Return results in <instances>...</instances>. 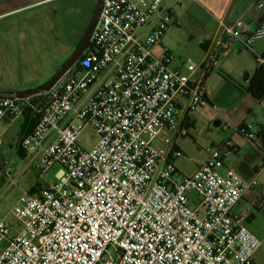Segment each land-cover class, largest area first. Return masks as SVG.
Segmentation results:
<instances>
[{
	"label": "built area",
	"instance_id": "obj_1",
	"mask_svg": "<svg viewBox=\"0 0 264 264\" xmlns=\"http://www.w3.org/2000/svg\"><path fill=\"white\" fill-rule=\"evenodd\" d=\"M173 21L162 0H102L85 49L59 80L46 91L0 97V120L33 118L19 146L34 169L59 167L56 181L18 196L16 228L0 218V264L251 263L260 241L245 215L231 211L264 174V157L245 179L224 165L225 141L185 175L173 162L174 136L187 132L183 112L216 109L201 94L207 72L237 44L251 50L264 20L248 30L240 18L220 19L187 72L168 66L165 48L161 58L152 53ZM84 127L97 137L87 150L77 141ZM233 131L252 139L249 123Z\"/></svg>",
	"mask_w": 264,
	"mask_h": 264
},
{
	"label": "rangeland",
	"instance_id": "obj_2",
	"mask_svg": "<svg viewBox=\"0 0 264 264\" xmlns=\"http://www.w3.org/2000/svg\"><path fill=\"white\" fill-rule=\"evenodd\" d=\"M95 2L96 0H48L0 17V90L27 91L43 85L51 78L83 36ZM179 35V32L171 35L172 39L180 43L171 48L169 67L195 65L202 54L201 48L194 43L186 46L185 39ZM218 61L213 68L218 66ZM231 64L226 62L225 68L231 69ZM227 77L230 76L220 69L211 80L212 89L217 91L223 81L229 85ZM260 112L264 114V104L257 108L256 117ZM256 117L249 116L245 122L251 124L253 139H256V123L253 121ZM220 129L221 127L207 129L205 126H198L197 142L190 136L176 137L179 153L173 160L175 166L182 173L190 174L204 160L208 154L206 150L218 149L220 142L225 139ZM236 137L246 141L239 134ZM0 139V218L16 228L18 221L12 208L26 188L25 183L44 186L48 182L56 181L59 167L54 165L41 175L34 170L29 165V156L24 157L19 150V131L16 124L11 125L7 133L0 135ZM96 140V135L89 127H84L77 138L79 145L86 150ZM222 151L223 149L220 152ZM231 155L233 154H226L224 159L225 166L229 168H233ZM7 165L10 166L9 175L3 176ZM188 197L193 201L196 195L190 192ZM242 210L233 208L231 212L239 215ZM251 213L254 217L243 221V224L261 241L260 249L264 252V212L252 209Z\"/></svg>",
	"mask_w": 264,
	"mask_h": 264
},
{
	"label": "crops",
	"instance_id": "obj_3",
	"mask_svg": "<svg viewBox=\"0 0 264 264\" xmlns=\"http://www.w3.org/2000/svg\"><path fill=\"white\" fill-rule=\"evenodd\" d=\"M257 1H262L264 4V0H162L164 6L171 8L174 21L172 25H169L162 31L158 45L152 48L153 55L161 58L163 56L162 49L165 48L171 59V48L173 46L177 47L180 43L172 39L171 35L179 32V36L182 35V39H185L186 46L194 43L201 48L202 54L195 64L198 65L203 59L204 49L210 39V35L217 28L220 19L233 21L240 18L246 23L248 30L254 29L264 20V8H257L255 6ZM152 24H154V20L142 28L141 32L146 33L152 27ZM257 56H264V36L253 43L251 50L237 44L231 51L222 56L220 61L217 60L218 66L215 68L212 67V71L210 72L209 70L207 72L201 89V94L204 95L209 104H215L216 109H212L207 105L191 113L183 112L181 127L185 128L187 132L185 135L174 136V146L178 150L176 137L190 136L197 142L198 126H205L207 129L210 127H221L220 130L223 132L225 139L220 142L221 144H219L218 148L225 141H228L229 152L227 154H233L231 155L233 156L231 161L233 163L232 169L245 179L254 176L256 168L260 165L264 157V114L260 112V115L257 114L258 117L255 115L257 108L261 104H264V98L256 102L243 90L256 68ZM226 62L232 63L231 69L225 68ZM170 63L171 60L167 63L168 66ZM173 68H177L181 72H187L183 65H175ZM220 69L230 76L227 77L229 85L223 81V85L215 91L211 87V80H213L215 74ZM198 76V71H195L192 75L194 78ZM226 94L227 96H225ZM253 115L256 117L253 120L256 123V139H246L245 141L244 139L236 137L237 133L233 131V127L246 124V119L249 116L253 118ZM222 123L227 125L226 129L222 128ZM13 124H16L20 133V127L22 125L21 119L13 122H8L6 119L0 120V135L7 133ZM12 145L10 144V146ZM18 147H20L19 141ZM19 150H21L24 157L27 156L21 147ZM207 156L208 154L204 160L196 165L190 174L206 160ZM29 165L34 169L31 163ZM2 174L5 176L4 173ZM256 177L258 180L257 184L248 190L242 199L233 207L243 209L239 215H245L244 221L254 217L251 213L252 209L264 212V174L258 173ZM25 185L26 188H24V191H29L30 187H33L34 191H37L41 187L31 182H26ZM260 246L261 241L250 264H264V252L261 251Z\"/></svg>",
	"mask_w": 264,
	"mask_h": 264
},
{
	"label": "water",
	"instance_id": "obj_4",
	"mask_svg": "<svg viewBox=\"0 0 264 264\" xmlns=\"http://www.w3.org/2000/svg\"><path fill=\"white\" fill-rule=\"evenodd\" d=\"M48 0H0V16L14 13L18 10L27 8L32 5L40 4ZM102 0H96L89 23L83 36L78 42L77 46L74 48L72 53L67 57L64 63L60 66L57 72L52 76V78L44 85L38 86L31 90L22 91V92H9V91H1L0 97H14L21 96L24 94H32L37 92H42L48 90L57 80H59L62 75L72 66V64L77 60V58L81 55L83 50L85 49L90 34L94 28V25L98 19L99 10L101 6Z\"/></svg>",
	"mask_w": 264,
	"mask_h": 264
},
{
	"label": "trees",
	"instance_id": "obj_5",
	"mask_svg": "<svg viewBox=\"0 0 264 264\" xmlns=\"http://www.w3.org/2000/svg\"><path fill=\"white\" fill-rule=\"evenodd\" d=\"M77 44H78V42H77ZM77 44H76V46H77ZM262 57H263V62H261V63L257 62L256 68L254 69V71H253V73H252V75L248 81L247 86L243 89L244 92L246 94H248L256 102H258L262 98H264V56H262ZM51 78H49L44 84H46ZM32 126H33V118L25 115L24 118L22 119V125L20 127L19 139L21 138V136L30 132ZM29 192L30 193L35 192L33 187H30Z\"/></svg>",
	"mask_w": 264,
	"mask_h": 264
}]
</instances>
